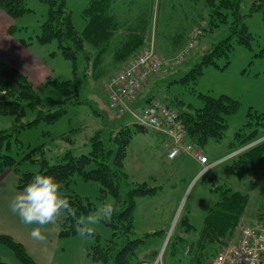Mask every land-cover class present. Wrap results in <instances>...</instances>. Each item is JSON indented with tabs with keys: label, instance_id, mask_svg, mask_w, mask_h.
I'll list each match as a JSON object with an SVG mask.
<instances>
[{
	"label": "trees",
	"instance_id": "obj_1",
	"mask_svg": "<svg viewBox=\"0 0 264 264\" xmlns=\"http://www.w3.org/2000/svg\"><path fill=\"white\" fill-rule=\"evenodd\" d=\"M26 1L0 0V10L16 21L31 11ZM42 1L48 5V10L40 32L36 36L37 40L41 43L57 42L61 54L72 63L73 79L55 80L49 75L40 85L47 91V96L44 98L38 90L40 86H35L26 74L0 60V114L15 116L18 130L40 121L52 123L70 107L87 103L83 79L87 73L82 78L80 67L84 63L86 69L94 67L95 58L103 52V48L100 51L95 50L97 54H93L92 48L104 45L103 41L106 38L107 41L109 40L111 29L114 28V25H111L109 8L115 0H90L89 5L83 10L86 25L82 31L75 26L67 0ZM206 2L209 10V31L213 32L221 24H226L229 25V35L212 43L210 49L180 76L172 77L181 71L183 67H180L181 65L174 69L170 78L165 79L166 81L159 77L163 71L150 76L138 92L132 106L135 109H141L154 99H158L166 106L176 109L185 129L181 143L197 146L210 162H216L204 153L203 147L210 139L218 141L224 137L228 128L226 115L238 110V100L225 94L220 96L201 94L203 105L195 108L192 104L184 102L165 90L168 89V84L175 82L197 81L203 69L210 64L218 66L217 59L222 56L227 58L226 66L230 62V56L236 44L252 49L254 35L245 23L248 13L242 10V0H206ZM259 9L264 11V0H255L250 11ZM17 30L18 27L14 22L8 32L21 44L28 46L25 38L16 35ZM255 56L264 57V45L255 53ZM169 57L165 58L170 59ZM188 62H190V55L184 65ZM164 82L167 86L162 92ZM107 104L113 111L109 127L94 134L91 139V150L86 154L74 155L72 151H67L60 157H48L45 155L43 146H37L29 148L23 157L18 159L4 149V144L10 141L12 132L0 128V176L10 169L16 172L18 174L16 187L20 190L26 187L37 172L54 176L62 184L70 203L78 209V216L89 214L97 208V205L90 197L71 190L73 177L77 174L84 180L96 182L100 189L98 198L104 200L109 197L110 201L115 199L119 211L113 214L111 222L103 221L111 228V236L104 243L100 240L93 243L88 247V252L101 264L153 262L159 254V246L165 239V233L158 230L138 235L135 229L136 202L138 198L154 195L159 188H162L150 185L147 181L136 183L129 180L124 164L133 133L147 130L158 133L164 137L165 144L169 147L168 155L175 142L164 132L136 122L128 112L117 116L116 109L110 105L108 94ZM28 109L33 110L35 116L32 120L24 122L22 118ZM257 117V122L253 125L247 122L229 143L228 155L246 145H251L226 160L225 173L233 177V182L230 184L229 180L218 176L217 170L221 161H217L209 171L199 177L202 182L208 184L212 193L217 194V199L200 227L193 225L185 212L181 215L177 229L167 240L163 252L164 261L169 254V257H176L179 262L185 261L186 264H206L208 244H222L226 237L233 233L246 213L252 199L251 193L256 188L252 177L264 168V139L252 144L264 136V117L261 114H257ZM178 157L198 162L187 154H180L174 158L168 156L169 159ZM26 160L31 161L37 168L21 172V164ZM199 164L201 168H197L198 171L202 169V164ZM235 179L241 183H235ZM258 217L264 222V206L258 211ZM60 234L62 236L78 235L75 222L71 218L61 219ZM0 243L11 247L24 264H40L25 246L11 235L0 234ZM187 248L189 251L185 253ZM0 264L9 263L0 258Z\"/></svg>",
	"mask_w": 264,
	"mask_h": 264
},
{
	"label": "rangeland",
	"instance_id": "obj_2",
	"mask_svg": "<svg viewBox=\"0 0 264 264\" xmlns=\"http://www.w3.org/2000/svg\"><path fill=\"white\" fill-rule=\"evenodd\" d=\"M254 1L242 0V10L244 13H248L245 23L254 35L252 49L236 44L230 56V62L226 66L227 58L222 56L217 59L219 65L210 64L205 67L197 81L175 82L168 84V89H165L167 85L164 82L165 85L161 89L162 92L165 89L184 102L192 104L195 108L203 105L201 94L212 96L225 94L238 100V110L226 115L228 128L224 137L218 141L210 139L203 147V151L211 159H215L216 162L221 161L217 174L220 178L229 180L230 184L233 182V177L227 176L224 168L226 160H228V156L225 155H228L230 150L229 143L234 139L236 132L247 122H251L253 125L258 121L257 114L264 117V57L255 56V53L264 45V11L263 9L250 11ZM26 2L31 11L17 19L15 23L18 27L16 35L27 40L28 50L47 66L53 79H73L72 63L61 54L57 42L41 43L37 40L36 36L46 18L48 5L42 0H27ZM89 2L90 0H67L75 26L80 31L84 29L85 25L83 10L89 5ZM116 2L115 4L122 6L123 10H127L128 16H135L136 13L150 15L151 29L144 34V44L138 53L145 49L153 38L152 43L156 53L158 51L161 56L172 55L174 54V52H170L173 51L172 36L192 27L186 36L187 39L185 38L186 40L182 43V48H178L175 53L180 50L169 57L173 59L189 43L193 36L192 33L198 32L196 44L186 58L176 66L170 64L166 71L160 73L159 77L164 81L170 78L177 66L183 67L178 74L176 73L172 77L187 72L210 49L212 43L229 35V25L226 24H221L213 32L209 31L208 24L196 25V15L199 12L193 11L190 0H116ZM168 5L172 9L170 18L167 12ZM200 13H202L201 10ZM169 23L173 25L171 26ZM145 39L149 40H147V45ZM189 55L190 62L184 65ZM85 66V63L81 65L80 76L83 78L87 73V76L83 78L87 103L70 107L56 121L52 123L40 121L35 125L18 130L15 116L0 114V128L12 132L10 141L4 144L5 151L20 159L29 148L37 146H43L45 155L48 157H60L67 151H72L74 155H80L91 150L92 137L99 130L108 128L113 116V111L107 104V91H105L104 84L113 75V72L100 73L98 72L99 67L86 69ZM38 90L42 97L46 98V89L40 86ZM34 116L35 112L28 109L22 121L28 122ZM263 139L264 136L252 144ZM249 146L251 145H246L239 150ZM168 148L167 145H162L161 136L153 130L133 133L124 164V170L129 180L136 183L147 181L150 185L161 186L162 189L159 188L156 194L138 198L135 228L143 234L147 231L161 230L165 233V239L175 232L184 212L190 217V222L193 225L200 227L210 207L217 199V194L212 193L208 184L202 182L198 176L194 179V177L190 178L189 174L174 173L173 169H170L167 164L170 160L166 158ZM36 168L35 164L26 160L22 162L20 171L35 170ZM5 178H9V176ZM252 179L256 183V188L251 193L252 199L244 218L242 217L243 222L248 218L252 220L255 215L258 216V211L264 206V168ZM234 182L241 183L236 179ZM70 188L73 192L93 199L97 207L110 201L109 197L104 200L98 198L100 189L96 182L84 180L77 174L73 177ZM173 210H175V214L172 221ZM19 220L18 217L17 221ZM25 227L16 236L17 238L12 234L11 236L21 242L40 264H101L88 252V247L98 240L104 243L112 233L111 228L103 221L94 226L98 236L95 233L93 237L86 239L79 235L62 236L60 234L61 219L42 229L44 239L31 236L32 228L37 227L36 225H25ZM2 228L6 227L0 226V234L7 233L3 232ZM8 234L10 235V233ZM138 235H142V233L138 232ZM232 236H234L233 233L228 237ZM165 239L159 246V254L162 252ZM207 251L209 254L210 249L207 248ZM168 255L166 258L171 259ZM0 258L9 264H24L18 259L14 250L3 243H0ZM171 260L178 261L173 256ZM162 261L163 264H167L164 260ZM183 264H186L185 261Z\"/></svg>",
	"mask_w": 264,
	"mask_h": 264
},
{
	"label": "crops",
	"instance_id": "obj_3",
	"mask_svg": "<svg viewBox=\"0 0 264 264\" xmlns=\"http://www.w3.org/2000/svg\"><path fill=\"white\" fill-rule=\"evenodd\" d=\"M190 1H192L193 11L199 12V14L196 15L197 20L195 24L198 26L203 23L208 24L209 10H208V3L206 2V0H190ZM115 2L109 8L110 10L109 16L112 18L111 25H114V28L112 29L110 28L111 29L110 38L108 41L107 38L103 41L105 44L104 45L101 44L102 47L98 46L92 48V50H94L93 54H97L96 51H100V49L103 48V52H101L99 56L95 58L96 63L94 64V67L100 68L98 69V72L100 73L113 72L114 74L118 68L128 64L142 49L144 44V38H143L144 34L150 31L151 29L150 15L148 16L146 14L136 13L135 16H130V15L128 16L127 10L126 9L123 10L122 6L115 4ZM170 7L171 6L169 5L167 7L169 18L171 17L172 14V9ZM200 10L202 11V13H200ZM16 21L11 19L2 10H0V60L20 70L30 78V80L35 86H39L45 81V79L49 75H51V73H49L50 71L47 68V66L43 64V62L37 56L30 53L27 46L21 44L15 36L11 35L8 32V29L11 26V24L14 22L16 23ZM85 25H86V20H85ZM169 25L172 26L173 24L169 23ZM191 29L192 27L189 28L187 31L185 30L184 32H177L172 36L173 38H172L171 46H173L172 47L173 51L170 52L172 53L174 52V54H176L182 48L183 45L182 43L187 39L186 36H188V32ZM181 34L184 35L180 36ZM145 40H146L145 43L147 45L149 40L148 39ZM178 48L180 49L175 53V51ZM174 54L172 55L164 54L163 56H173ZM158 55L161 54L158 53ZM161 143L164 146L166 145L164 137H161ZM166 158H168V154ZM169 160L170 161L167 164H169L171 170L173 169L172 171L174 173L179 172L181 174H189L190 178L194 177V179L196 178V176H198L199 169L197 170V168H201L198 162L193 161L191 159H185L183 157H178L175 160L173 159H169ZM6 176H9V178H5ZM17 178H18V174L11 169L7 170L0 177V226L6 227V228H2L3 232H7L5 234L10 233V235L12 234L15 237L19 235L20 231H22L23 228L25 227V224L21 223L20 220L17 221L18 218L17 215L14 214L9 207V203L11 199L14 197V195L23 191L16 187ZM174 214H175V210H173V212L171 213V216L173 215L172 221L174 219ZM135 220H136V213H135ZM136 232L143 234V232L137 230ZM227 238L229 237H226V239ZM219 246L220 245L217 243L208 244L207 248L210 249V252L208 254V258L206 259V264H210V260L217 254L219 250ZM170 258L172 259V257ZM171 259L167 258L164 262H166L167 264H183L184 262V261L182 262L172 261Z\"/></svg>",
	"mask_w": 264,
	"mask_h": 264
},
{
	"label": "built area",
	"instance_id": "obj_4",
	"mask_svg": "<svg viewBox=\"0 0 264 264\" xmlns=\"http://www.w3.org/2000/svg\"><path fill=\"white\" fill-rule=\"evenodd\" d=\"M194 33V32H193ZM192 33V38L186 47L173 59L159 56L150 40L133 60L117 70L105 84L110 105L116 109L117 116L128 112L136 122L162 131L174 139L175 144L169 151V157L187 154L202 164L198 177L209 171L217 162H210L195 145H184L181 140L185 134L184 125L178 117V112L154 99L149 105L141 109L132 106L138 92L143 88L149 77L166 71L170 64H178L186 58L196 44L198 32ZM240 150L228 155V158ZM227 157V156H226ZM244 218V217H243ZM236 226L234 236L225 239L220 244L217 254L210 260V264H264V222L257 215L248 218ZM189 249H186L187 253ZM162 254L155 261L143 264H163Z\"/></svg>",
	"mask_w": 264,
	"mask_h": 264
},
{
	"label": "clouds",
	"instance_id": "obj_5",
	"mask_svg": "<svg viewBox=\"0 0 264 264\" xmlns=\"http://www.w3.org/2000/svg\"><path fill=\"white\" fill-rule=\"evenodd\" d=\"M10 210L18 215L21 223L36 225L32 228L33 238L44 239L42 229L55 224L62 218H71L81 238L95 235V227L102 221L111 222L113 214L119 211L115 199L99 205L87 215H77L78 209L70 203L62 184L54 176L37 172L23 191L14 195L9 203Z\"/></svg>",
	"mask_w": 264,
	"mask_h": 264
},
{
	"label": "water",
	"instance_id": "obj_6",
	"mask_svg": "<svg viewBox=\"0 0 264 264\" xmlns=\"http://www.w3.org/2000/svg\"><path fill=\"white\" fill-rule=\"evenodd\" d=\"M168 238V237H167Z\"/></svg>",
	"mask_w": 264,
	"mask_h": 264
}]
</instances>
